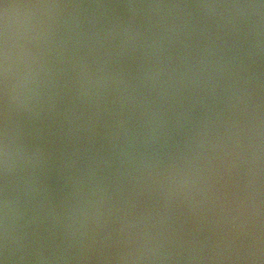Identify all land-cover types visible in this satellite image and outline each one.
I'll use <instances>...</instances> for the list:
<instances>
[{
    "label": "water",
    "instance_id": "obj_1",
    "mask_svg": "<svg viewBox=\"0 0 264 264\" xmlns=\"http://www.w3.org/2000/svg\"><path fill=\"white\" fill-rule=\"evenodd\" d=\"M0 264H264V0H0Z\"/></svg>",
    "mask_w": 264,
    "mask_h": 264
}]
</instances>
